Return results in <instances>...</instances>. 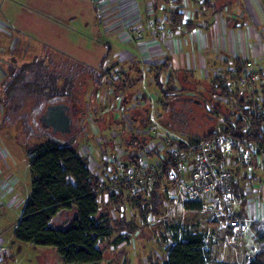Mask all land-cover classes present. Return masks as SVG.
<instances>
[{"label":"rangeland","instance_id":"1","mask_svg":"<svg viewBox=\"0 0 264 264\" xmlns=\"http://www.w3.org/2000/svg\"><path fill=\"white\" fill-rule=\"evenodd\" d=\"M228 1L232 5H227ZM213 4L217 12L202 10L203 8L192 0H181L180 5L185 20L199 25L192 32L203 34L207 31L218 32L220 39L218 50L221 53H214L211 56L210 53L203 51L192 53L191 43H194L192 32L191 35L181 36L168 27L169 13L174 5L179 6L175 0H0V80L5 74L4 68L11 56L19 61H28L37 55L38 58H42L50 54L49 50H53L54 64L60 60L59 55L62 54L79 64L95 66L108 49L112 48V55L105 68L108 70L116 66L115 69L125 70L131 62H135V69L130 75L136 78L138 75L136 70L139 68L142 80L136 86L126 88L117 95L116 92L109 90L106 81L96 89L89 77L78 75L73 81L78 103L70 101L71 104H68L70 108L72 106L70 110L74 120L72 135H75L78 143L80 142L81 151L88 150L90 166L97 174L106 168L107 162L113 167L109 160L116 156L115 148L119 147L120 140L119 138L112 140L113 142L108 144L107 153L104 151L103 142H109L110 130L106 129L109 122L116 118L125 122L129 127L128 132L134 133L123 140L124 144L125 140L128 144L131 139L137 137L139 141L147 142L145 150L164 147L161 153L168 155L169 148L165 147L163 140L157 141L155 137L156 142L152 143L151 138L138 137L136 132L140 133L144 128L149 129L153 124L155 136L170 133L174 139L175 136L179 137L178 141L182 143L191 141L193 137L209 138L213 134L202 136L211 130L222 129L227 114L237 111L233 103L227 105L219 99L221 94H215L212 79L220 78L222 85L232 88L240 76L234 78L227 67L230 66L228 62L236 58L245 64L247 61L250 62V67H247L250 71L249 76L253 75L255 68L257 72L264 73V53L248 58L238 56L233 58L227 49L220 48L225 40L224 36H229L232 30L236 32V29L246 25L248 28L251 25L264 34V23L259 25L263 19L264 0H214ZM218 55L219 59L223 56L222 61L218 62ZM214 56L217 57L214 60L209 58ZM155 65H163L165 84L171 80L178 89H181L177 96L173 95L165 103V106L156 86L151 83L153 79L151 70ZM55 66L62 70L59 65ZM32 76L33 74L30 78ZM258 79L259 76H253L256 88L262 90L264 74L261 79L263 85ZM236 91L240 95L242 89ZM216 93H220V90L218 89ZM221 97L230 99L224 95ZM137 98L140 100H136ZM124 101L127 111H123ZM92 109H95V114ZM1 111L0 106V119ZM82 111L87 116L84 122L81 119L79 123L77 118ZM41 113L42 110L37 115ZM91 115L98 121L87 122L86 119ZM32 117L34 120L40 119L37 116ZM233 118L234 116L231 120ZM38 125H41V122H38ZM45 128L53 135L50 126ZM17 134L8 124L0 127V174H6L7 177L4 189L0 191V253L6 255L5 264H64L60 261L55 248L19 242L13 236V230L29 197L31 184L27 154L17 141V137L20 136ZM54 134L61 136L58 132ZM33 139L34 143L43 141ZM128 145L129 147L126 146L128 152L136 149V146ZM153 152L145 155L149 162L156 161L157 154ZM119 154L122 156L121 159L126 155L123 151ZM102 155L104 157H101ZM254 164L255 169H252L251 177L246 175L241 177L245 170L239 167V173L234 177L237 193L234 191L235 201L231 204L230 210L233 214L243 210L244 218L239 219H245L248 225L254 222L248 218L249 216L253 218L256 215V218L264 219V201L261 200L257 205L254 200L258 195L264 197V161ZM227 165L230 171L235 172V160L229 157ZM152 186L153 184L146 194H142L147 204L151 203ZM161 187L162 193L168 194L170 187L167 186L166 189L165 186ZM252 189L255 190V194L252 193ZM100 195L104 200L102 204L108 203L111 199L108 198L105 187ZM112 201L114 202L115 198H112ZM119 202L124 204L125 211L120 210L119 213L113 214H118V218L126 219L129 224L131 222L135 224L137 232L129 233L123 228L120 234L127 240L124 239L116 245H109L104 241L101 244L103 248L101 264H162L166 258L164 246L173 241L174 233L166 227L172 225L178 226V236L185 230L204 234L211 252L212 264H247L253 259L252 243L248 237L251 234L248 228L242 242L239 238L235 239L237 235H233L234 238L228 239L225 244L227 234L223 235L220 231L219 223L212 217L213 214L185 212L168 196L165 204L158 207L162 214L143 222L138 219L139 212H136L133 205L136 201L124 198ZM61 213L52 219L54 227H62L73 217V212ZM116 235H119V231L115 229L109 242H112ZM162 235L165 239L161 238Z\"/></svg>","mask_w":264,"mask_h":264},{"label":"trees","instance_id":"2","mask_svg":"<svg viewBox=\"0 0 264 264\" xmlns=\"http://www.w3.org/2000/svg\"><path fill=\"white\" fill-rule=\"evenodd\" d=\"M192 1L199 5L201 9L203 8L202 10L217 12V8L213 4L214 0ZM175 2L179 6H173V10L167 18V25L172 32L186 36L199 25L192 21H186L185 14L180 7L181 0H175ZM48 52L50 54H47V57L44 55L45 57L38 58L37 56L28 61H19L14 56L9 57L10 59L4 68L5 74L0 80V105L3 108L1 126L8 124L10 127L15 126L20 129V136H18L17 141L23 146L27 154L31 174L29 197L21 218L13 230V236L19 242H30L36 246L55 248L60 261L64 264H101L103 260L101 244L104 241L108 242L109 245H116L124 239L127 240L120 234L123 228H126L129 233H134L137 230L135 224L132 222L129 224L126 219L122 220V218H118V214H113L114 212L119 213L122 207L125 211L124 204L119 201L124 198H130L133 201L142 200L146 204L143 210L140 203L133 204L136 207V212H139L138 219L143 222L147 218H154L162 214L158 207L162 206L167 200V194L162 193V181L159 177H156L151 189V203L149 204H147L146 198L142 196L143 193L138 192L137 183L133 184L135 187L130 184H125L122 187H119L118 184L117 186L112 185L110 175L116 174L114 163L110 161L111 165L113 164V167H110L109 162H104L106 168L98 174L95 173L90 166L88 152L86 154L81 152L80 142L78 143L75 135L71 133L66 136L68 138H63L54 134L53 131H51L53 134L51 135L47 131L49 129L45 128L49 125L44 120L45 115L43 117L42 113L54 103L64 104L69 109H72V106L70 108L68 105L71 104L70 101L78 103L73 84L78 75H81V77L86 75L85 78L89 77L96 89L106 81L110 87L109 90L116 92L117 95L125 91L126 88H132L140 83L142 75L139 68L136 70V74H138L136 78H132L130 75V72L135 69V62H131L125 70L123 68L115 69L116 66L107 70L105 64L112 55V48L108 49L104 57L95 66L79 64L62 54L59 55L61 56L60 60L54 64L53 52ZM228 63L236 69L234 78L244 74L246 70L244 67L245 62L236 58ZM55 65L62 67V70L57 69ZM162 66L155 65L152 68L153 79L151 83L156 86V90L165 106V103L173 95L177 96L181 89H178L174 81L169 80L166 84L164 83ZM118 70L119 72H117ZM32 74L33 76L30 78ZM258 74L263 76L264 73L258 71ZM61 80L62 84H60ZM212 83L216 91L220 90V93L215 91V94L228 96L230 103H233L237 111L242 109L245 104L252 103V101H245L240 97L238 91L230 90L227 85H222L220 78H213ZM263 89L264 86H262ZM141 98L144 100L143 97ZM63 100H67V102ZM136 100L139 101L140 99L137 98ZM80 103H82V100H80ZM125 103L126 101L122 104L123 111H127ZM257 109L264 113L263 104ZM40 110H42L41 115H37ZM92 110L95 114V109ZM83 112L77 118L79 123L81 119L84 122L85 116H87ZM244 113L249 117L250 127L242 128L243 123L239 118L234 126L236 130L232 129L231 118L235 116V113L230 112L224 120V132L236 136L243 144L259 142L264 146L263 123L254 118L255 115L252 110L244 111ZM32 116H37L40 119L34 120ZM89 120L98 121L94 115L86 119L87 122ZM38 122H41V125H38ZM107 130H110L109 142H103L104 151L109 152L108 144L119 138L120 144L118 148H115V154L117 156L121 151L126 154L123 159H121L122 156L120 157L122 162H139L142 155L153 151L157 154L156 160L164 162L159 148L145 150L147 142L139 141L137 137L133 138L134 141L131 139L128 143L136 146V149L128 152L126 146L129 147V145L126 140L124 144L123 140L134 133L128 132L129 127L126 126L125 122L116 118V120L109 122ZM140 131V133L136 132L138 137H149L152 141L155 140V137L157 141L160 139L149 129L144 128ZM117 133L119 134L114 136ZM215 133L216 131L212 130L202 137ZM33 138L43 141L34 143ZM199 139V137H193L190 142L194 143ZM112 144L114 147V143ZM174 146L182 148L184 144L175 140L168 147ZM101 157H104V155ZM234 157L235 155H233ZM226 168L229 170L228 165H226ZM162 169L165 174L167 166L163 165ZM236 173H238L237 169L235 170ZM236 186L237 184H235V193H237ZM102 187L107 189L108 198H111L105 204H102L103 200L100 202L98 200ZM142 189H144L143 185ZM112 198H115L114 202ZM183 206L187 210L198 211L201 208V205L197 202H185ZM61 212H73V217L62 227H54L52 219ZM232 215L235 216L234 218H244L243 210ZM249 227L251 235H248V237L252 243L254 256L247 264H264V222L254 221L249 223ZM115 229L119 231V235H116V238L109 242ZM166 229H171L170 231H174V233L172 235L173 241L164 246L166 258L162 264L213 263L204 234L185 230L178 236V226H167ZM161 238L165 239L163 235Z\"/></svg>","mask_w":264,"mask_h":264},{"label":"built area","instance_id":"3","mask_svg":"<svg viewBox=\"0 0 264 264\" xmlns=\"http://www.w3.org/2000/svg\"><path fill=\"white\" fill-rule=\"evenodd\" d=\"M244 67L246 70L240 76V79L234 82L232 88L228 85L227 87L230 90L242 89L239 96L245 101H252V103L245 104L242 109L235 111V116L232 120L233 127L239 118L243 123L241 125L242 128L250 127L249 117L244 111L252 110L255 115L254 118L260 120L264 128V113L257 109L262 104L264 105V89L259 90L256 88V84L253 81V76H259L258 80L263 85L262 76L258 74L256 68L253 71V75L250 74L249 76L250 71L247 68L250 67L249 61L246 62ZM227 70L233 76H236L235 67L230 65L227 67ZM216 76H219V74H216ZM219 97L227 105L231 102L230 99L222 98L221 95ZM231 107L233 108V106ZM234 129L236 130V128ZM149 130L154 133L153 124H151ZM158 136L160 138L159 141L163 140L165 147H168L172 141L180 139L177 136L174 139V136L170 133ZM183 143L184 147L182 148L175 146L168 147V155L161 153L164 162L160 160L149 162L145 158V155H142L139 162L127 161L125 163L122 162L118 153L116 158L109 160L114 163L116 170V174L110 175L112 185L117 186L118 184L119 187H122L125 184H130L135 187L133 184L137 183L138 192L146 194L150 190V186L156 181V177H159L165 189L167 186L170 187V191L167 194L168 198H172L174 204H179L180 208L185 212L213 214L212 217L219 223L218 227L220 231L223 232V235L227 234V237L224 239L225 244L228 239L234 238L233 235H237L235 239L239 238L240 242H242L245 237L244 228L246 220L234 218L232 216L233 213L230 212L231 204L235 201L234 191L236 182L234 177L236 174L226 168L227 159L230 157L235 160L238 173L239 167L245 170L241 177L243 175L251 177L253 175L252 169H254V163L260 164L264 161V146L259 142L243 144L236 136L227 132L225 133L223 128H219L209 138L199 139L194 143L190 141H183ZM163 148H159V151L162 152ZM87 152L88 150L84 151L83 154ZM233 155H235L234 158ZM163 165L167 166L165 174L162 172ZM142 185L144 189H142ZM252 193L255 194V190L252 189ZM101 199V195H99V202ZM185 202H197L201 205V208L198 211L184 209L183 204ZM134 203H140L142 210L146 207L145 202H142V200H137ZM123 209L122 207L121 210ZM5 256V254L0 253V264H5Z\"/></svg>","mask_w":264,"mask_h":264},{"label":"crops","instance_id":"4","mask_svg":"<svg viewBox=\"0 0 264 264\" xmlns=\"http://www.w3.org/2000/svg\"><path fill=\"white\" fill-rule=\"evenodd\" d=\"M226 3H227V5H232V3H229V1ZM262 14H263V19H262L261 23H259V25L264 23V13H262ZM192 33H193L192 39L194 42V43H191L192 53H194V52L201 53L203 51L206 53H210L211 56L214 55V53H221L220 50H218L220 39H219V34L217 31L216 32L207 31L206 34H203L200 32H196V33L192 32ZM188 35H191V34H188ZM224 39L225 40L223 41V44L221 45L220 48L224 47L225 48L224 50L227 49L233 58H235L237 56L240 58L241 57L248 58V57H253V55H260V54L264 53V34L261 31H259L257 28H255L251 25L249 26V28H248V25H246V27L236 29V32H234L232 30V33L229 36H226V37L224 36ZM175 41H178V40L175 39ZM49 51H53V50H49ZM37 56H35V57H37ZM35 57H33V58H35ZM219 57L220 56L218 55V58L216 56L209 57V58H213V60H214V58H217L218 62L222 61L223 56H222V59H219ZM1 108H2V106H1ZM2 111H3V108H2ZM2 111H1V115H2ZM1 123H2V120L0 121V127H1ZM10 129L13 131H16V133H18L17 135H19L20 129L16 128L15 126H11ZM68 135H69V133L66 136H68ZM153 142H156V139L153 140L152 143ZM6 179H7L6 174L5 175L0 174V191H2L4 189V183H5ZM14 181L16 182V180H14ZM16 183H15V185H17ZM259 196L260 195H258L254 198L257 205L261 202V200L264 201V197L262 198L261 196L260 197ZM101 200H103V199H101ZM164 204H165V202H164ZM183 208H184V206H183ZM255 216L253 218H251L250 216L249 217L247 216V217L251 220L253 219V221L256 220V221H260V222L263 221L264 222V219L261 220V218H258V217L256 218ZM247 228H248V231H251L249 225L245 224L244 231H246ZM206 242H207V240H206Z\"/></svg>","mask_w":264,"mask_h":264},{"label":"water","instance_id":"5","mask_svg":"<svg viewBox=\"0 0 264 264\" xmlns=\"http://www.w3.org/2000/svg\"><path fill=\"white\" fill-rule=\"evenodd\" d=\"M68 111L69 108L64 104L50 106L44 120L54 131L68 134L71 132V117Z\"/></svg>","mask_w":264,"mask_h":264},{"label":"flooded vegetation","instance_id":"6","mask_svg":"<svg viewBox=\"0 0 264 264\" xmlns=\"http://www.w3.org/2000/svg\"><path fill=\"white\" fill-rule=\"evenodd\" d=\"M47 110H48V109H47ZM47 110H46V112H47ZM46 112L43 113V117H44V115H46ZM68 114H69V116L71 117V130H72L73 118H72V114H71L70 109H69V111H68ZM44 118H45V117H44ZM51 128H52V127H51ZM52 131H53L54 133H55V132H58L63 138L66 137V135H67V134L65 135V133H61V132H59V131H54L53 128H52ZM211 131H212V130H211ZM70 133H71V132H70ZM70 133H69V134H70Z\"/></svg>","mask_w":264,"mask_h":264}]
</instances>
